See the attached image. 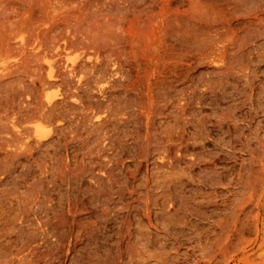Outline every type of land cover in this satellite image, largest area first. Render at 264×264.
<instances>
[{
  "label": "rangeland",
  "instance_id": "1",
  "mask_svg": "<svg viewBox=\"0 0 264 264\" xmlns=\"http://www.w3.org/2000/svg\"><path fill=\"white\" fill-rule=\"evenodd\" d=\"M241 1H239V4L237 2L238 5H236L237 7L234 6L235 9L233 7L231 10L223 9L221 12L224 15L221 12V16L217 15L219 17L217 28H213L214 30L208 33L204 31L206 37H209L211 33L209 39L213 38L211 41L214 42L215 51L211 48V50H207L210 52L209 54L208 52L205 54L206 51L204 50V54L201 55L202 51L198 50L199 46L196 44L198 42L189 45V54L187 53V55H189V60L187 73L185 75L186 78L184 77L185 79H183V82H180L181 85L185 83V86L182 85L185 88L183 89V94H177V98L180 100H176V102L178 101L177 104L176 102L175 104L173 103L174 107L172 104L169 107L168 104L164 105L165 103L163 104L162 102V106H165L167 109L164 108V111H160L161 114H158L159 110L163 109L161 108L162 106H160L161 104L159 105L161 108L159 110L157 109L159 108L158 106L157 108L153 107L155 112L157 110L156 114H158V117L151 108V114L153 116L155 115L157 117L156 119L150 112L136 108V101H131L133 98H131L130 95L124 94V97L123 93V96L121 93H116L117 98L115 97L116 94L114 97L112 96L113 99L115 98L114 101L112 98H110L109 101L106 99V101L105 95L101 96L103 94L95 92L97 90L94 89L95 97L100 100L98 106H101L94 107L95 110L96 108L98 110H96L97 112L94 111L97 114L95 113L93 117L92 115L89 116L90 113L84 111L86 115L81 109H78L77 112L80 111L79 113L73 110L74 115H69L70 117H74L73 120L70 117H66L68 120L70 119V122H67L66 118V122L64 118L60 121L56 120L57 122H54V120L50 122V120L43 119L42 121L32 124L27 122L23 124L24 122H21L13 126L12 131H15L14 135L18 134L15 138L17 137L20 145H17V143L16 146L22 147L21 144H23V142L26 143V141L30 143L32 147L29 145L28 151L23 150V152H21L26 154L29 153L32 159L29 158L26 160V163L29 162L28 164L25 163L24 159L22 161V163L24 162V166L21 165L22 163L20 167L17 165L18 168L16 167V172L8 177L9 179L7 176L5 178V175H0V197L2 198L3 196L2 203L0 199V210L2 211L0 212L3 213L8 208L6 210L7 213L5 212V215H2L16 218L20 215V212H22L24 205L26 206L27 214L31 216L28 218V222L30 223L26 222L24 225L16 226V228H23L22 230L13 229V233L15 232L14 234H16V231L19 233L18 230H20L23 232H20L23 236L29 234L37 244L39 241L42 243L43 240L46 242V246L43 244L44 242L42 245L39 242L40 245L38 244L39 249L37 252H40L39 254L36 252L34 256L42 255V258L32 256V264H35V262L36 264H41V262L42 264H84L85 262V264H113V261L115 263L118 259L122 260L123 264H130L128 260L132 257L131 255L134 257L132 262V264H134L137 261L135 259H140L138 255H136L139 252H141V255L144 254L143 258H148L149 256L155 257L159 252L156 253V250H158L156 247H158L159 244L157 243V245L155 240L156 242L159 239L162 240L164 236V226L169 222L168 218L171 219L170 221H174L178 218V215L182 217L184 214L183 212L188 207H193V213L201 214L203 210L205 211L207 203L210 204L211 201V203H218L226 197H229L228 194L236 193L238 196V194L240 195L243 193L242 187L243 185L245 186L253 159L256 158L255 155L257 156V153H259L258 149L260 147L259 145H261L259 143H262L261 140L264 139V13L262 11L264 0ZM246 4L248 6H246ZM245 14L247 16H245ZM253 20L254 23H252ZM200 34L198 35L199 39L201 38L199 36H202V38L204 36L202 32ZM205 40L206 39H204V41ZM241 41L244 42H242L244 45ZM236 49H239L241 53L240 51L234 52ZM232 55H234V58ZM226 67H228V69L231 67L234 72L238 70V73L236 72L233 75L230 73L231 76L229 77V71H233L229 69L227 72ZM239 73L240 77H233ZM178 83L179 82L175 85L180 87V83ZM103 84L104 82H102L101 85L106 86V84ZM183 87L180 88L182 89ZM180 88L178 90L179 92ZM58 90L57 88H52L48 90L46 94L53 96L60 93V90ZM175 95L174 99H176ZM69 109L73 112L72 108ZM166 110L169 112L166 113ZM118 112L120 115H123L119 116ZM163 114L167 116L163 117ZM114 115L122 120L120 119V121H117ZM149 117L150 120L154 118L152 122H150ZM167 117L168 119H166ZM124 119L127 121V123L126 121L124 122L125 124H123ZM166 121H168L169 124ZM148 123L150 124L149 126ZM151 123L154 124L152 125ZM28 128L33 129H31L32 133H29ZM167 130H169V134H173V136L170 135V142L165 144L167 146L166 148L163 144L165 143V139L162 138V140L161 135L164 137L166 135L165 138L168 139ZM165 131L167 134H165ZM120 134L122 137L124 136L122 141L119 140L121 138ZM180 136L183 138V144L178 152L176 139ZM17 139L14 141L16 142ZM32 139H36L38 142ZM28 140L30 141L28 142ZM158 142L163 143L158 145ZM172 143L176 144L175 150V145ZM162 144L163 146H161ZM164 147L166 148L165 150H163ZM169 147L170 149H168ZM172 148L173 150L171 151ZM30 149L31 152H29ZM181 151H183V153ZM181 159L187 160L189 163L185 161L184 164V161H181ZM40 164L43 165L41 166L44 169ZM186 164H188V166H185ZM204 166H206L205 169ZM24 167L25 169L23 171ZM40 168L43 171H38ZM91 169L95 175L91 176L92 173L89 174ZM47 173H49V175ZM175 174L177 176H175ZM174 176L175 178H173ZM171 180H175L176 182L179 181L177 182L179 186L176 184L178 187H174L171 183L173 181ZM181 182H183L182 186ZM121 186H123V188ZM172 187H174L173 190ZM185 187L186 189H184ZM180 190L183 191L181 192ZM100 191H102L103 194H101ZM26 194H28V196ZM103 195L109 196L110 198L104 197ZM186 195L189 196L187 197ZM184 196H186V199ZM189 197H191V199ZM16 200L18 201L16 202ZM195 200H199L200 202H196ZM194 201L195 203H193ZM6 204L7 207L5 208ZM10 204L11 206H9ZM147 205H149L150 211L147 209ZM202 205L205 206L203 207ZM19 206L21 207L18 209ZM3 207L5 209H3ZM29 209L31 210L29 211ZM16 210L19 211V213ZM179 210H183L182 215ZM197 210L198 212H196ZM174 211L177 213L175 214ZM146 212H148V214ZM8 213L10 215H7ZM18 218L16 219L18 220ZM190 221V226L193 227V229L191 227L192 231L190 226L173 225L176 229V240L181 246L175 245L174 248H172V239L163 238L164 240H168L164 241L165 253L167 254H165L166 257L168 256L169 258L170 255V257L173 258L179 253L178 255L180 256L177 255L176 259L174 258L176 264H178V262L179 264H193V261H195L194 258H196V254L192 251L186 255L185 248H183L185 242L182 240L193 239L195 230L205 228L206 222L203 220H195L193 217ZM36 223L39 224L37 225ZM40 225L41 228L44 226L43 229L39 228ZM38 228L41 230L39 231ZM31 230H34V232L32 233ZM44 230L46 232H44ZM167 230L169 231L168 228ZM41 231L42 236L40 235L39 237ZM25 232L28 233L25 234ZM43 232L45 233L44 235ZM73 235L76 236L73 237ZM165 236L169 237L168 235ZM91 238H93V240ZM170 241H172V243ZM129 242H131V244ZM43 248H45V250ZM173 251L175 253H173ZM141 255L139 253L140 257ZM45 256L47 257L45 258ZM153 257L148 258V264H153V262L154 264H158L155 260L153 261ZM180 257L182 258L180 259ZM91 260H93V262Z\"/></svg>",
  "mask_w": 264,
  "mask_h": 264
},
{
  "label": "bare ground",
  "instance_id": "2",
  "mask_svg": "<svg viewBox=\"0 0 264 264\" xmlns=\"http://www.w3.org/2000/svg\"><path fill=\"white\" fill-rule=\"evenodd\" d=\"M239 1H241V0H0V175H5V178H6V176H7V178L10 177L11 175H13L16 172V170L18 168L17 165H19V167H20V164L22 163V161L24 159H25L24 161L26 163V160H28L29 158L32 157L31 155H29V153L28 154L22 153L23 150L26 151L27 149H29V147L31 145H30V143H27V141H26V143L23 142V144H21L22 147H19L20 145L18 143V139H17V137L15 138V136H17L18 134L14 135L15 131L14 132L12 131L13 126H15L17 123H21V122H24L23 124H25L26 122L32 124V123L42 121L43 119L50 120V122L53 120H54V122L56 120L60 121L62 118H64V120H65L66 117H70L69 115H72V114L74 115V111L77 112L78 109L79 110L81 109L83 112L86 111V112L90 113L89 116L92 115V117H93V115L97 112L96 110H98L97 108L95 110L94 107L95 106H97V107L101 106V105L98 106L100 104V102H99L100 100L95 97V95H94L95 90L94 89L97 90L95 92H99L100 94H103L101 96L105 95V100L107 99L108 101L110 100V98H112V96L114 97V95L116 93H119V94L121 93V95H122V93H123V95L124 94L130 95V97L133 98L131 101H134V100L136 101V103H135L136 108H139L140 110L148 111V112H150V114H151V108L153 110V107L154 108L155 107L157 108V106L159 107V105L162 102H163V104L165 103L164 105L168 104V106L170 107L172 104L174 107V104H175L176 100L178 99L177 94H183V91H184L183 89H185L182 86L185 83L184 84L182 83V85H181L180 82L181 81L183 82V79L186 78L185 75L187 73L188 60H189V58H188L189 55H187V53L189 54V51H188V47L190 48L189 45L191 43L198 42L196 44H198L197 46H199L198 50L202 51L201 55L204 54V50L206 51L205 54L207 52L209 54L210 52L207 50H211V48L213 50L215 46L213 44L214 42L211 41L213 38L209 39L211 33L209 34V37L208 36L206 37V34L204 33V31H206V33H208L209 31L212 32L215 28H217V26L219 24L218 23V21H219L218 16L222 13L221 11L223 9H230L231 10L232 7L234 8V6H236L240 3ZM243 1L245 2V0H243ZM237 2H238V4H237ZM241 3H242V1H241ZM246 6H248V5L246 4ZM262 11L264 13V6L262 8ZM254 15H255V12H254ZM254 15H252V16L255 17ZM245 16H247V15L245 14ZM245 20H246V18H245ZM212 23H214V24H212ZM245 23H246V21H245ZM252 23H254V20L252 21ZM196 31H198L199 33ZM201 32L203 33L202 35H204V36H203V38H202V36H199V37H201L199 39L198 35ZM215 35H217V34H215ZM211 37H213V36H211ZM204 39H206V40L204 41ZM233 42H234V40H233ZM239 42H237V43H239ZM242 42L243 41H241V43ZM200 47H202V48H200ZM243 47H245V46H243ZM214 51H215V49H214ZM235 51H240V50L236 49V50H234V52ZM240 53H241V51H240ZM232 56L234 58V55H232ZM228 67H226L227 68L226 71L227 70L229 71V69L232 70L231 67L229 69H228ZM246 68H247V64H246ZM236 72H234V71L230 72L229 71V73H228L229 77L231 76V74L233 75ZM240 73L238 75L233 76V77L239 76ZM239 77H237V78H239ZM231 80H232V78H231ZM102 82H104V84H106V86H102L101 85ZM177 82L180 83V85H179L180 87H183L182 89L180 87H178L177 85H175V84H177ZM184 82H185V80H184ZM231 85H233V84H231ZM52 88L59 89L60 93L53 95V96L46 94V92ZM179 88H180V92L178 91ZM176 92H179V93H176ZM125 95H124V97H125ZM174 95L176 96L175 97L176 99H174ZM116 96H117V94L115 95V97ZM179 96L183 97L182 95H179ZM127 98L131 99L129 97H127ZM114 99L112 98L113 101H114ZM178 100H180V99H178ZM182 100H184V99H182ZM177 103H178V101L176 102V104ZM113 104H114V102H113ZM126 104H129V103H126ZM160 106H162V104ZM173 107H171V108H173ZM177 107H179V106H177ZM69 108H72V111L73 110L74 111L71 112ZM161 108H163V109H161ZM161 108L160 107L157 108L158 110L161 109V110H159V112L160 111L162 112L165 109H167V108H165V106L164 107L162 106ZM94 111H96V112H94ZM69 112H71V113H69ZM79 112L80 111H78L77 113H79ZM159 112H158V114H161V112L160 113ZM168 112L169 111H167L166 113H168ZM154 113L156 114L157 110H156V112L154 111ZM166 113H164V114H166ZM145 114H147V113H145ZM158 114H156L157 117H158ZM164 114H163V117L167 116V115L164 116ZM78 115H80V114H78ZM83 115H82V117H83ZM122 115L123 114L120 115V113H119V116H122ZM140 115L142 116L141 113H140ZM72 116L70 118L73 120L74 117H72ZM89 116H88V118H89ZM84 117H85V115H84ZM114 117H115V115H114ZM129 117H131V116H129ZM147 117H148V115H147ZM153 117H155V119L157 118L155 115ZM78 118H80V117H78ZM115 118H117V121H120V119H121V118L118 119V117H115ZM161 118H162V116H161ZM143 119H144V115H143ZM166 119H168V117ZM66 120H67V122H70L69 121L70 119L68 120L66 118ZM66 120H65V122H66ZM149 120H150V117H149ZM152 120H150V122H152ZM75 121H77V120H75ZM113 121H114V118H113ZM125 121L126 120L124 119L123 124H125L124 123ZM166 122L168 123V121H166ZM126 123H127V121H126ZM161 123H162V121H161ZM151 124L153 125L154 123H151ZM68 125H69V123H68ZM122 125H120V126H122ZM149 125L150 124L148 123V126ZM146 126H147V124H146ZM71 127H72V125H71ZM31 129H29V133H32L33 129L32 130ZM167 132L169 134L170 131L167 130ZM165 134H167L166 131H165ZM168 134H167V136H169L168 139L165 138L166 135H165V137L161 135V139L162 138L165 139V143H163L164 141L161 142L164 144V146H166L165 145L166 143L170 142L169 141L171 138L170 135L173 136V134H169V135ZM25 135H27V134H25ZM28 137H29V135H28ZM31 137H33V136H31ZM123 137L121 135V138L119 140L122 141ZM14 138L17 139L16 142L14 141L15 140ZM108 139H110V138H108ZM159 139H160V137H159ZM32 140L35 141L36 139H32ZM166 140H168V141H166ZM176 140H174V141H176V144H178L177 151L179 152V150L181 149L182 144H183L182 143L183 138H182V136H180ZM29 141L30 140H28V142ZM171 141H172V139H171ZM261 141H262V143L261 142L259 143V144H261V145H259L260 147L258 149L259 153H257L258 154L257 156L255 155L256 158L253 159L252 167H251V169L249 168L250 170H249V174H248V177L246 179V182H245V186L244 185H243V187L241 186L243 188V193H241L240 195L238 194V196L236 193L228 194L229 197H226L225 199H223L221 201L219 200L220 202H218V203H211L212 202L211 201L210 204L207 203L206 206L202 205L203 207L205 206V211L201 207V209L203 210V212L201 210V212H202L201 214L193 213V210H192L193 207L192 208H190V207L186 208L185 211L183 212L184 216L182 215L183 210L182 211L179 210V211H181L182 217L181 216L179 217V215H178L177 216L178 218H176V216H175V218H176V220H174L175 222L173 220H172L173 222L170 221L171 219L168 218V220H169V222L167 223L168 225L164 224L165 225L164 226V228H165L164 229V236L168 235L169 237L163 236V238L164 239L165 238H168V239L171 238L173 243H172V241H170V242L173 245L172 248H174L175 245H180V244L176 240V229L174 228L173 225L178 224V226L179 225L180 226L181 225L182 226H190V224H191L190 219H192V217L195 220H203L206 222L205 228H202L201 230H198V229L195 230L194 237L192 236L193 239H183L182 240L183 242H185L184 243L185 246H183V248H185L184 250L186 251V255H188L191 251L196 254V258H194L195 261H193V264H264V139ZM155 143H156V141H155ZM161 143L158 142V145ZM16 144L19 146L17 147ZM163 144L161 146H163ZM176 144H173V145H175L174 150L176 149ZM90 146H92V145H90ZM161 146H159V147L162 148ZM166 148H167V146H166ZM166 148L164 147L163 150H165ZM168 149H170V147ZM153 150H155V149H153ZM172 150H173V148L171 149V151ZM160 151L162 152L161 149H160ZM29 152H31V149ZM150 152H152V151H150ZM178 152H175V153H178ZM181 152L183 153V151H181ZM174 156H177V155H174ZM154 158H155V156H154ZM181 161H184V164H185V161H187V160L181 159ZM187 162L189 163V161H187ZM23 163L21 165H23ZM28 163H26V164H28ZM176 163H177V161H176ZM190 163H192V162H190ZM41 165L42 164H40V166ZM159 165H160V163H159ZM185 166H188V164H186ZM25 167H26V165H25ZM25 167L23 168V171H24ZM205 167L206 166H204V169H205ZM36 168H38V167H36ZM41 170L42 169L40 168V170H38V171H41ZM45 173H46V171H45ZM47 174L49 175V173H47ZM89 174H91V176L95 175L93 173L92 169H91V172ZM175 176H177V175L175 174ZM175 176L173 178H175ZM0 181H1V179H0ZM171 181H173L171 183L174 187L179 186L177 183L179 181H177V182L175 180H171ZM182 183L183 182H181V186H182ZM121 187L123 188V186H121ZM174 187H172V190ZM98 188H100V187H98ZM184 189H186V187ZM96 190H99V189H96ZM163 190H165V189H163ZM180 191L182 192L183 190H180ZM10 192H12V191H10ZM100 192H101V194H103L102 191H100ZM103 192L105 193L104 190H103ZM165 192H163V193H165ZM175 192H177V191H175ZM177 193H175V194H177ZM105 194L107 195V193H105ZM173 194H174V192H173ZM179 194L181 195V193H179ZM183 194H184V192H183ZM10 195H12V194H10ZM26 195L28 196V194H26ZM168 195H170V194H168ZM207 195H208V193H207ZM181 196H183V195H181ZM186 196L188 197L189 195H186ZM186 196H184V198ZM193 196H192V198H193ZM12 197H14V196H12ZM104 197L110 198L109 196H104ZM172 197H174V196H172ZM177 198H179V197H177ZM189 198L191 199V197H189ZM0 199H1V203H2L3 196H2V198L0 197ZM14 200H12V201H14ZM176 200H174V201H176ZM196 200H197V198H196ZM17 201L18 200H16V202ZM195 201L193 203H195ZM198 201H196V202H198ZM7 202H8V199H7ZM163 202H164V199H163ZM9 203H10V201H9ZM25 203H26V201H25ZM190 203H192V202H190ZM7 204H6L5 208L7 207ZM11 204L9 206H11ZM31 204H32V202H31ZM153 204H154V202H153ZM185 204H186V202H185ZM147 206H148L147 209L149 210L150 209L149 205H147ZM12 207H11V209H12ZM20 207L21 206H19L18 209ZM28 207H27V209H28ZM0 208H1V206H0ZM5 208L3 207V209H5ZM22 209H23L22 212H20V215H18L19 218L16 217V218H18L19 221L12 216L13 214L11 215L13 218L9 217V216H7V217L3 216V215H5L4 213L6 212V210L3 213H1L2 211L0 210L1 211L0 212V264H32L33 263L32 262V256H34V254L39 249V245L41 243L39 241L40 240L39 238H38L39 240L37 239L40 242L39 243L37 241L39 244L38 245L32 239V237L29 234H27L28 232L27 233L25 232V234H27V236H23V234H21L23 232L20 230H22L23 227L21 229H20V227L16 228V226H21L22 224L24 225V223L28 222V218L31 217L30 214H29L30 217L28 216L25 205H24V208H22ZM160 209H162V208H160ZM196 209H197V207H196ZM30 210L31 209H29V211ZM175 211H177V210H175ZM17 212L19 213V211H17ZM177 212H175V214ZM196 212H198V210ZM146 213L148 214V212H146ZM149 214H150V212H149ZM159 214H161V213H159ZM167 214H169V213H167ZM175 214H173V215H175ZM179 214H180V212H179ZM7 215H10V214L8 213ZM160 220H162V219H160ZM28 223H30V222H28ZM31 223H32V221H31ZM149 225H150V222H149ZM28 226H30V225H28ZM43 227L41 228V225H40L39 228L43 229ZM191 227L192 226H190V229H191ZM151 228H152V226H151ZM167 228L169 229V231L167 230ZM13 229H15V230L20 229V230H18L19 233H17V231H16V234H14L15 232L13 233ZM41 229H39V231ZM58 229H59V227H58ZM192 229H193V227H192ZM192 229H191V231H192ZM26 231H27V229H26ZM80 231H78V232H80ZM33 232H34V230L32 231V233ZM44 232H46V231L44 230ZM44 232H43V235L45 234ZM41 234H42V231L40 232L39 237ZM55 235H57V234H55ZM33 236H34V234H33ZM75 236L73 235V237H75ZM182 236H184V235H182ZM41 238H43V237H41ZM45 238H47V237H45ZM59 238H61V237H59ZM163 238H162L163 241L159 239L156 242V240H155V243L159 244V245L157 244L158 247H156V248H158V250H156V253L159 251L157 253V255L155 257L149 256L148 258L153 257V261L155 260V262H157L158 264H176L174 258L176 259V256L179 253L173 258L170 257V255H169V258H168V256L166 257L165 256L166 249H165L164 241H166L167 239L164 240ZM64 239H65V237H64ZM76 239H77V237H76ZM91 239L93 240V238H91ZM41 241H42V239H41ZM63 241H65V240H63ZM43 242H44V240H43ZM42 243H41V245H42ZM45 243L46 242H44L43 244L45 245ZM129 243L131 244V242H129ZM53 245H54V243H53ZM47 246H49V245H47ZM45 248H43V249L45 250ZM169 248H171V247H169ZM56 251H58V250H56ZM174 251H173V253H175ZM39 252H37V254H39ZM51 252H50V255L52 254ZM129 253H130V251H129ZM139 253L141 255V252H139ZM139 253L136 255H138V258H140V259L139 260L135 259L137 261L134 264H148V258L147 257L143 258L144 254L141 255V257H140ZM142 253H143V251H142ZM41 256H34V257H41ZM51 256L53 258V255H51ZM131 256L132 257L128 260V262L130 264H132L133 258H134L133 255H131ZM145 256H146V254H145ZM178 256H180V255H178ZM46 257L47 256H45V258ZM71 257H72V255H71ZM95 257H96V255H95ZM181 258L182 257H180V259ZM35 259H37V258H35ZM96 260H98V259H96ZM111 260H113V259H111ZM39 261H40V259H39ZM91 261L93 262V260H91ZM35 264H36V262H35ZM41 264H42V262H41ZM113 264H123V262H122V260L118 259V260H116L115 263L113 261ZM153 264H154V262H153ZM178 264H179V262H178Z\"/></svg>",
  "mask_w": 264,
  "mask_h": 264
}]
</instances>
